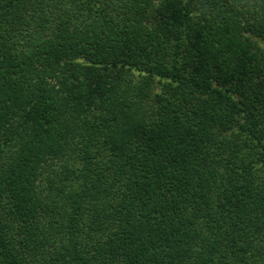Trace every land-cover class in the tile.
Segmentation results:
<instances>
[{"label": "trees", "instance_id": "trees-1", "mask_svg": "<svg viewBox=\"0 0 264 264\" xmlns=\"http://www.w3.org/2000/svg\"><path fill=\"white\" fill-rule=\"evenodd\" d=\"M0 264H264V0H0Z\"/></svg>", "mask_w": 264, "mask_h": 264}]
</instances>
